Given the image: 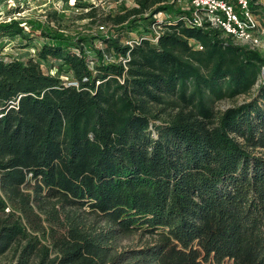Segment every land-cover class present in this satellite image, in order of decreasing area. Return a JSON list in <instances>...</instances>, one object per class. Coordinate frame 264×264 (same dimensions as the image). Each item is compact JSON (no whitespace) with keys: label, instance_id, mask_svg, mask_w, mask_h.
I'll list each match as a JSON object with an SVG mask.
<instances>
[{"label":"trees","instance_id":"16d2710c","mask_svg":"<svg viewBox=\"0 0 264 264\" xmlns=\"http://www.w3.org/2000/svg\"><path fill=\"white\" fill-rule=\"evenodd\" d=\"M135 1L96 34L29 19L45 39L38 59L0 58V264H264V156L223 127L205 132L193 113L160 120L154 93L182 66L171 40L160 36L156 50L142 39L145 62L158 64L134 79L135 50L119 37L194 8ZM24 23L1 21L0 36L28 41ZM191 147L203 163L187 164Z\"/></svg>","mask_w":264,"mask_h":264},{"label":"rangeland","instance_id":"374dc122","mask_svg":"<svg viewBox=\"0 0 264 264\" xmlns=\"http://www.w3.org/2000/svg\"><path fill=\"white\" fill-rule=\"evenodd\" d=\"M0 3V22L13 18L23 20V27L30 34L28 41L20 37L0 36V58L24 62L30 58L37 60L38 49L45 42L40 32L30 31L26 23L29 19L50 21L51 26L73 34H96L99 30L110 31L111 24L107 20L110 10L119 11L122 5L129 8L137 6L135 0H3ZM181 3L188 7L187 2ZM81 4L93 5L95 15L89 17L92 8H82ZM254 8L258 24L263 27L264 5L254 4ZM144 15L149 16L148 13ZM154 19L155 22L142 19V25L133 32L121 33L119 37L135 50L130 66V77L134 79L155 73L151 64H158L157 55L154 62H145L150 46L159 50L160 36L166 35L171 40L168 51L182 66L165 76L171 80L164 78L168 82L163 89L153 92L158 95L155 104L163 111L160 120L164 123L177 121L180 114L193 113L205 132L213 133L215 129L219 132L223 127L247 151L264 156V36L261 34L258 44L233 36L232 45H227L228 35L224 29L222 32L214 25L209 24L207 32L200 34L191 29L198 27L191 25L186 16L175 12H158ZM148 25L154 31L153 36L144 30ZM142 39H146L150 46H141ZM175 39L177 43H174ZM93 44L99 48L106 47L99 39H95ZM240 45L245 48L238 49ZM41 66L44 71L50 67L48 63ZM55 72V69L51 70V73ZM201 148L206 152L210 146ZM185 153L190 155L187 157L188 165L191 160L204 162L203 152L193 147Z\"/></svg>","mask_w":264,"mask_h":264},{"label":"built area","instance_id":"2783aa9c","mask_svg":"<svg viewBox=\"0 0 264 264\" xmlns=\"http://www.w3.org/2000/svg\"><path fill=\"white\" fill-rule=\"evenodd\" d=\"M192 6V16L188 22L196 27L209 23L227 34L247 42L259 43L264 36V26L258 20L250 6V0H180ZM261 30V31H260ZM260 31V33L258 32Z\"/></svg>","mask_w":264,"mask_h":264},{"label":"crops","instance_id":"0c3cea01","mask_svg":"<svg viewBox=\"0 0 264 264\" xmlns=\"http://www.w3.org/2000/svg\"><path fill=\"white\" fill-rule=\"evenodd\" d=\"M250 2H251V9H252V12H254V14H255V8H254V4L256 5V4H258V5H264V0H250ZM256 15V14H255ZM256 17H257V15H256ZM258 18V17H257ZM259 23V22H258ZM260 25V24H259Z\"/></svg>","mask_w":264,"mask_h":264}]
</instances>
